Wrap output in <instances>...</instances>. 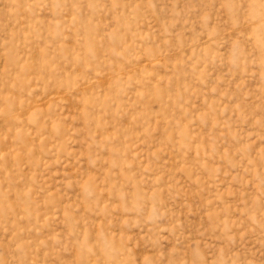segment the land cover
Segmentation results:
<instances>
[{
  "label": "rangeland",
  "instance_id": "rangeland-1",
  "mask_svg": "<svg viewBox=\"0 0 264 264\" xmlns=\"http://www.w3.org/2000/svg\"><path fill=\"white\" fill-rule=\"evenodd\" d=\"M0 264H264V0H0Z\"/></svg>",
  "mask_w": 264,
  "mask_h": 264
}]
</instances>
